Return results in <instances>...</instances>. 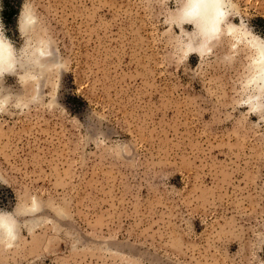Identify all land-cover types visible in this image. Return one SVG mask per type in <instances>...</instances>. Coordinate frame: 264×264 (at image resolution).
<instances>
[{
    "label": "rangeland",
    "instance_id": "obj_1",
    "mask_svg": "<svg viewBox=\"0 0 264 264\" xmlns=\"http://www.w3.org/2000/svg\"><path fill=\"white\" fill-rule=\"evenodd\" d=\"M235 3L264 39V0ZM167 5L0 0L17 49L19 12L35 9L29 43L44 33L52 69L36 103L35 77L0 80V95L31 103L0 114V211L15 221L0 264H264L254 53L224 36L181 65Z\"/></svg>",
    "mask_w": 264,
    "mask_h": 264
},
{
    "label": "clouds",
    "instance_id": "obj_2",
    "mask_svg": "<svg viewBox=\"0 0 264 264\" xmlns=\"http://www.w3.org/2000/svg\"><path fill=\"white\" fill-rule=\"evenodd\" d=\"M172 3L174 8L169 9L167 5L169 15H161L160 24L167 26L165 31L171 28L173 38L169 47L173 60H178L183 65L193 54L200 58L211 52V46L215 42L228 36L242 45H247L254 53L253 59L264 63V39L253 33L246 19L240 15L235 0H172ZM231 18L239 19V24L233 23ZM38 23L35 9L30 8L26 11L25 7L21 8L17 17V31L23 40V45L17 49L14 42L6 35L5 24L0 18V80L9 75H14L17 79L22 75L35 77L40 81V88L28 98L31 103L38 102L41 95L42 79L39 74L52 70L42 64L43 58L47 55L42 50L43 45L40 42L44 39V33L40 34L39 39L33 38L29 43L30 34L36 36L35 29ZM185 25H190L191 30L186 29ZM174 29H178V32ZM177 37L179 39H176ZM29 83L35 81L29 79ZM13 96L15 95L11 93L0 95V114L13 107L19 111L21 108L26 109L31 106V103L13 100ZM261 100L264 101V93L261 95ZM251 106L242 105L244 108ZM258 111L264 114V107ZM10 215L9 212L0 211V231L14 242L15 221L10 222L6 218Z\"/></svg>",
    "mask_w": 264,
    "mask_h": 264
},
{
    "label": "bare ground",
    "instance_id": "obj_3",
    "mask_svg": "<svg viewBox=\"0 0 264 264\" xmlns=\"http://www.w3.org/2000/svg\"><path fill=\"white\" fill-rule=\"evenodd\" d=\"M41 44L43 45L42 50L47 53L45 44L44 43H41ZM46 57H47V55L44 58H46ZM254 68L257 71L256 74H258V76H257L258 77V80H261L262 87L264 88V63H260V62H258V61L255 60L254 61ZM6 218L8 219V217H6ZM4 237L6 238L7 236L4 235Z\"/></svg>",
    "mask_w": 264,
    "mask_h": 264
},
{
    "label": "trees",
    "instance_id": "obj_4",
    "mask_svg": "<svg viewBox=\"0 0 264 264\" xmlns=\"http://www.w3.org/2000/svg\"><path fill=\"white\" fill-rule=\"evenodd\" d=\"M6 13V9H4L3 13H2V16H3V19L5 20L7 18V16L5 15ZM9 17V16H8Z\"/></svg>",
    "mask_w": 264,
    "mask_h": 264
}]
</instances>
